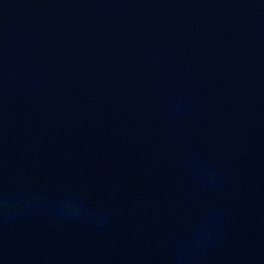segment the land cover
<instances>
[{
  "label": "water",
  "instance_id": "95a60500",
  "mask_svg": "<svg viewBox=\"0 0 264 264\" xmlns=\"http://www.w3.org/2000/svg\"><path fill=\"white\" fill-rule=\"evenodd\" d=\"M0 264H264V0H0Z\"/></svg>",
  "mask_w": 264,
  "mask_h": 264
}]
</instances>
